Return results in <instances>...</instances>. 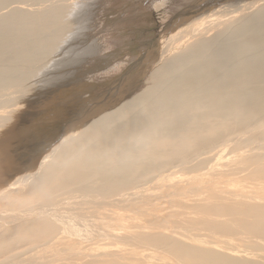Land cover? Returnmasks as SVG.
I'll list each match as a JSON object with an SVG mask.
<instances>
[{"label": "bare ground", "instance_id": "6f19581e", "mask_svg": "<svg viewBox=\"0 0 264 264\" xmlns=\"http://www.w3.org/2000/svg\"><path fill=\"white\" fill-rule=\"evenodd\" d=\"M132 1L0 0V264H264V0Z\"/></svg>", "mask_w": 264, "mask_h": 264}, {"label": "rangeland", "instance_id": "374dc122", "mask_svg": "<svg viewBox=\"0 0 264 264\" xmlns=\"http://www.w3.org/2000/svg\"><path fill=\"white\" fill-rule=\"evenodd\" d=\"M147 1V2H146ZM152 1L153 0H133L132 2H134V3H138V5H141V4H143V5H141L140 6V8H143V11L144 12H148V14H153V15H151L150 14V17H151V19L154 21V23H155V28L153 29V30H151L154 34H155V36H157L158 35V31H159V29H161V19H160V17H159V15L157 14L156 15V10H153L154 8L152 7ZM178 1H181V0H178ZM141 2V3H140ZM149 2V3H148ZM140 3V4H139ZM192 3V2H191ZM190 3V4H191ZM150 4V5H149ZM151 8V9H150ZM153 10V11H152ZM156 19H155V18ZM157 20V21H156ZM158 22V23H157ZM159 24V25H158ZM106 33V32H105ZM104 32H102V34H101V38H103V42L105 43V45H110V39L109 38H107V36H108V33H106L105 34ZM105 35H107V36H105Z\"/></svg>", "mask_w": 264, "mask_h": 264}]
</instances>
